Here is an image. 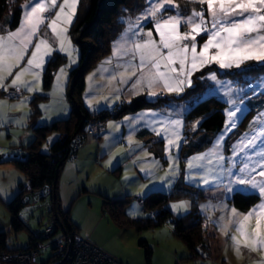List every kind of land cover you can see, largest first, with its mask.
I'll return each instance as SVG.
<instances>
[{
	"label": "rangeland",
	"instance_id": "374dc122",
	"mask_svg": "<svg viewBox=\"0 0 264 264\" xmlns=\"http://www.w3.org/2000/svg\"><path fill=\"white\" fill-rule=\"evenodd\" d=\"M62 2L63 0H58V3ZM25 3L26 0H23L20 6ZM174 3L179 6L177 0H174ZM148 7V0H145L144 6L134 15L125 16L124 26L119 35H116L117 37L111 41L109 53L101 57L84 73L83 105L93 114L99 110H105L108 115L104 119L95 118L87 123L85 130L93 123L100 122L101 127L97 129L100 131L99 134L86 132L76 155L72 159L67 158L62 164L56 183L62 206L68 209V215L78 222L80 236L89 234L92 239L100 241L104 247L122 254V259L130 261V264H200L199 261L207 264H261L264 249L250 251L243 246L241 234L236 231L238 222L243 219V215L262 202L258 190H253L247 185H231L236 189L235 191L255 193L259 196L258 201L246 210H241L228 200L233 191H228L227 188L229 181L233 179L228 175V171L231 170V172L239 174L240 167H243L245 163L249 165L250 170L255 168V172H251V175L255 176L257 180L262 179L256 173L261 170L258 165L264 162V156L260 155V153H264V135H261V132H264V115H261L264 113V71L254 76L249 75L246 82L235 83L229 76L218 74L216 69L234 70L237 68L220 69L213 64L202 69L204 77H207L210 72H215L220 83L207 79L209 86L205 87L197 99L209 95L220 98L224 102V120L219 129L195 132L193 127L195 124H184L183 115L189 107V102L186 99L168 100L169 95L177 94L167 93L162 86L154 88L153 91H157L158 95L150 97L146 88L139 86L133 88L135 78L127 83H121L120 74L124 73L125 69L119 65H123L129 57L122 56L120 50L131 47L132 41L139 39V37H131V33L125 35V30L129 28L130 24L134 26L137 18ZM201 7L199 4H190V8L197 11ZM203 7L206 8V5ZM179 10L183 15H190L192 11L183 12L180 8ZM54 14L55 10L49 14V18L54 17ZM173 14H175V10H170L166 11L164 16ZM22 16L23 9L21 7V16L17 26L12 29H0V35L6 36L9 31H15ZM74 16L75 12L73 18ZM148 20L151 22L150 25L145 24ZM70 24L62 23L60 25L67 29L64 40L67 51L59 50L60 41L45 23L40 26L38 34L33 38V43L29 46L25 59L21 61L19 67L13 69L12 76H7L5 73L7 79L4 82V88H0V154H17L19 145L27 143L25 140H18L17 136L24 139L26 132L29 134L31 132L33 135L31 126L49 123L52 119L68 115L69 106L65 96L67 72L72 65L76 64L78 58L77 43L69 32ZM141 25L144 33L151 30L154 37L158 39L155 36L151 18L141 21ZM182 30H187V28H182ZM127 37H131V39ZM206 38V35L203 38L198 37V43L203 44ZM40 39L47 41L51 55L45 57L42 69H32V72L39 73L38 78H34L31 73H25L21 77L22 81L33 88V91L28 92L25 88L16 91L11 87L12 78L16 72L27 66V57L31 56V50ZM114 50L116 54H114ZM69 52L71 56H69ZM53 55L64 57V59H61V62H59V58L56 60L57 64L55 63V68L51 72L49 83L47 86H43L44 66ZM70 59L73 61L71 64L69 63ZM251 63H257V61H247L241 66V69L247 68ZM62 68L64 73L60 77V84L63 86L61 91L56 87V84L57 74ZM202 76L199 75L200 80ZM9 88H11L10 94L7 93ZM187 88L185 87L184 91ZM228 88L233 90L230 96L225 94ZM133 97H142L156 104H146L138 109L123 112L116 117L110 115L120 105L129 103ZM229 99L234 101V104L230 105ZM89 101H91V105ZM237 108L239 111L233 118L236 126L226 131V122L228 121L226 110L236 111ZM148 112L156 115L147 117L146 122L131 123L125 120V117H137L138 114ZM169 120L181 121V125L176 129L180 133V141L178 148L173 146L170 152H166L167 141L163 138V128ZM110 125L112 126L110 127ZM153 128L160 129L161 135L158 136ZM93 130H96V127ZM221 134L224 135L222 140L220 139ZM129 136L132 138L131 143H129ZM56 137V132L49 134L40 145V150L45 151L46 143ZM253 137L255 140L252 146L245 147L248 140ZM218 142L219 147H217ZM169 154L174 161L172 164L173 174H170L164 181L161 178L169 172ZM201 155L207 156V159L203 161L193 159ZM219 156L224 159L217 163ZM183 157L184 161H182ZM190 160L193 163L191 169L188 168ZM153 161L158 164L154 166ZM196 165H203V167H196ZM142 168L145 171H141ZM222 170L223 174L221 175ZM204 178H207L210 183L205 184ZM18 183L26 184V178L22 171L10 162H0V230L6 233L8 247L19 248L24 246L31 230H42L45 218L42 215L43 209L36 208L32 210L33 213L28 218L27 224L19 230L13 231L9 228L11 214L5 207V201L17 192ZM185 186L200 189L204 194L202 198L197 197L194 207L204 217V222H207V229L211 234V237L206 239L208 250L198 251L197 262H194L196 258L181 257L187 252V247L181 239L172 233L170 220L166 219L158 225L136 229L133 224L128 225V228L112 225L105 218L99 216L103 197H127L123 204L125 213L132 218H146L149 211L142 204L136 202L138 197L142 198L152 190L169 193L175 188ZM180 202H185L186 207L174 211L171 205ZM164 205L176 216L188 211L191 204L187 197H171ZM233 208L239 215H233L231 211ZM48 212L55 215L58 221L60 220L52 200L49 202ZM102 212L104 216L110 217L106 210L103 209ZM27 213L28 211L25 214L27 215ZM255 227L256 217L253 215L245 222V229L251 235ZM232 236H236L237 240L241 242L239 253L231 239ZM138 239H143L149 246L147 261L143 246L137 242ZM49 254V250L43 251L36 256V260L43 261ZM118 254H115V259L121 260ZM121 261L115 264H128Z\"/></svg>",
	"mask_w": 264,
	"mask_h": 264
},
{
	"label": "snow or ice",
	"instance_id": "6c2138e0",
	"mask_svg": "<svg viewBox=\"0 0 264 264\" xmlns=\"http://www.w3.org/2000/svg\"><path fill=\"white\" fill-rule=\"evenodd\" d=\"M77 2L78 0H63L62 3H58V0H26V3L21 6L23 16L19 26L15 31H9L6 36L0 35V88H4L7 76H12L13 69L19 67L21 61L25 59L29 46L33 43V38L38 34L41 25L47 23V27L60 41L59 50L67 51L64 46L67 29L60 25L71 23ZM189 2L202 7L199 11L193 9L190 15H183L174 0H148L149 7L137 18L134 26L130 24L125 30V35L131 33V37H139V39L132 41L131 47L120 50L122 56L129 57L123 65H119L125 69V72L120 74L121 83H127L135 78L133 88L138 86L146 88L150 97L158 95V92L153 89L161 86L167 93L179 95L185 87H192V76L196 72L213 64L220 69H239L247 61L264 62V0H189ZM204 5L206 8L203 7ZM54 10V17L49 18V14ZM170 10H175V14L165 17L164 13ZM148 18L153 21L155 36L158 39L154 37L153 31L144 33L142 30L141 21ZM185 27L187 30H182ZM205 35L207 38L203 44H199L197 38H203ZM131 37L127 38L131 39ZM114 54H116L115 50ZM50 55L51 49L46 40L40 39L36 42L34 49L31 50V56L27 57V66L15 73L11 87L16 91L25 88L28 92H32L33 88L22 81L21 77L25 73H31L34 78H38L39 73L32 72V69H42L45 57ZM69 56H71L70 52ZM72 62L70 59L69 63ZM63 73L62 68L57 74L56 87L61 91L63 86L60 84V77ZM201 78L220 83L215 72H210L207 77ZM232 91L228 88L225 94L230 96ZM228 102L230 105L234 104L231 99ZM89 104L91 105V101ZM237 111L239 108L236 111L226 110L228 116L226 131L236 126L233 118L237 115ZM155 115L148 112L138 114L137 117H125V120L140 123L146 122L147 117ZM180 125V120H169L163 128V138L167 141L166 152H170L173 146L179 147L180 133L176 129ZM193 127L195 128L196 125ZM153 131L158 136L161 135L160 129L153 128ZM261 135H264V132H261ZM223 138L224 135L221 134L220 139ZM254 140L255 137L248 140L245 147L252 146ZM131 142L132 138L129 136V143ZM219 146L218 142L217 147ZM260 155L264 156V153ZM193 159L203 161L207 159V156L201 155ZM223 159L219 156L217 163ZM169 160V172L161 178L164 181L173 174L174 161L170 154ZM153 164L155 166L158 162L153 161ZM258 166L261 170L256 175L261 177V180H257L250 174L255 172V168L250 170L247 163L240 167L239 174L229 170L228 175L233 179L229 181L227 188L228 191H235L236 189L231 187L235 184L247 185L253 190H258L262 202L244 214L236 228L243 239V246L253 252L264 249V162ZM192 167L193 163L190 160L188 168ZM196 167H203V165H196ZM141 171L145 170L142 168ZM204 183L208 184L210 181L204 178ZM171 207L175 211L185 208L186 203L172 204ZM231 211L234 216L239 215L235 208ZM253 215L256 217V227L250 235L245 229V222ZM231 239L239 253L241 242L236 236H232ZM261 264H264V257Z\"/></svg>",
	"mask_w": 264,
	"mask_h": 264
},
{
	"label": "trees",
	"instance_id": "16d2710c",
	"mask_svg": "<svg viewBox=\"0 0 264 264\" xmlns=\"http://www.w3.org/2000/svg\"><path fill=\"white\" fill-rule=\"evenodd\" d=\"M22 1L23 0H0L1 30L12 29L17 26L21 16L20 4ZM177 1L179 8L183 12H188V10L193 9L190 8L191 3L189 0ZM144 3L145 0H78L75 16L69 28L70 34L77 43L78 58L76 64L72 65L67 72L65 96L69 106L68 115L63 118L52 119L49 123L31 126L33 138L26 145H19L17 149L19 154L5 153L0 156V162H10L22 171L26 178V184L31 188L34 189L41 185H48L51 187L52 204L59 214L57 215L60 219L59 222L61 226L66 230H76V228L69 222L68 209H62L59 205L56 185L58 173L69 154L71 140L75 138L80 141L79 145L75 147V154L86 135L85 126L87 123L95 118L104 119L108 115L105 110H99L93 114L83 105L82 91L84 87V73L95 64L96 61L100 60L101 57L109 53L111 41L119 35L124 26L123 20L125 16L134 15L144 6ZM145 24L150 25V20L146 21ZM58 58L60 60L59 62H61V59H64V57L60 58L58 55H53L46 61L42 73L43 86L48 85L51 72L55 68ZM216 71L220 75L229 76L235 83H242L246 82L249 75L254 76L264 71V62L251 63L247 68L243 67L242 69H216ZM202 74L203 70L196 72L192 76V87H188L181 95H169L167 98L168 100L186 99L189 102V107L185 111L183 119L185 125H189V123L196 125L195 132H199L200 130L211 131L219 129L224 120V102L220 98L209 95L202 99H197L199 94L204 91L205 87L209 86L207 79H199V75L202 76ZM146 104L156 103L142 97H133L129 103L120 105L110 115L116 117L123 112L138 109ZM52 132H56L57 137L51 140V142L46 143L47 149L41 151L40 145ZM184 160L183 157L182 161ZM18 185L19 190L9 200L5 201V207L11 214L9 228L13 231H17L24 226L16 217V213L21 206L19 195L22 185L19 183ZM171 197H187L191 204L189 210L176 216L173 215L169 208L164 205ZM197 197H204L201 190L187 186L175 188L169 193L155 190L149 191L142 198L138 197L142 199L141 203L137 202L138 198L136 199V202L142 204L148 211H150V209L155 210V213L152 215L149 212L146 218H132L125 213L123 204L127 200V197H103L101 209H104V211L106 210L110 218L116 224H133L136 229L150 225H158L166 219L170 220L172 223V233L177 238L181 239L187 247L188 254L183 257L196 258V254L199 250H208V241L206 239L211 237L207 229V222H204V217L201 216V213L197 212L194 207ZM258 199L259 196L255 193H243L239 191H233L228 197V200L241 210H246L249 206L258 201ZM33 209L36 208L23 209L22 213L25 214L26 211H28L27 215H25L29 218L33 213ZM38 209L43 208L39 206ZM58 231H60V228L56 226L52 234H56ZM32 238L31 233H29L26 243L31 242ZM36 240L45 242L46 238L40 237ZM137 242L143 246L145 260L147 261L149 246L143 239H138ZM15 249L18 248L7 247L6 233L0 230V251ZM47 250H40L38 253ZM111 257L114 258L113 256ZM115 260L117 261V259ZM200 264L207 263L200 261Z\"/></svg>",
	"mask_w": 264,
	"mask_h": 264
},
{
	"label": "built area",
	"instance_id": "2783aa9c",
	"mask_svg": "<svg viewBox=\"0 0 264 264\" xmlns=\"http://www.w3.org/2000/svg\"><path fill=\"white\" fill-rule=\"evenodd\" d=\"M11 88L7 90L10 94ZM96 127V130L93 128ZM101 127L100 122H95L86 129V132L97 135ZM72 139L69 145L68 159L74 157V150L80 141ZM19 195L21 206L16 213L18 220L24 225L27 224L28 218L22 213V210L29 208H38L42 206L44 209L42 230H31L32 241L24 244L22 248L9 251H0V264H109L118 263L106 251L100 249L95 244L80 236L75 229H64L56 216L48 212L49 202L51 200V187L41 185L40 187L31 188L28 184L22 185ZM138 203L142 199H137ZM50 210V209H49ZM150 214H154L155 210L150 209ZM56 226L60 228L56 234H52ZM46 238L45 242L36 240L37 238ZM49 249L50 254L43 260L37 261L36 256L40 250Z\"/></svg>",
	"mask_w": 264,
	"mask_h": 264
},
{
	"label": "crops",
	"instance_id": "0c3cea01",
	"mask_svg": "<svg viewBox=\"0 0 264 264\" xmlns=\"http://www.w3.org/2000/svg\"><path fill=\"white\" fill-rule=\"evenodd\" d=\"M99 132L100 131H98L97 132V134H99ZM17 138H18V140H25V142H27V143H29L31 140H32V138H33V135H32V133L30 132V134L28 133V132H26V134H25V138L23 139V138H20V137H18L17 136ZM21 143V142H20ZM26 143V144H27ZM18 144H19V142H18ZM22 144V143H21ZM77 151V150H76ZM16 152H18V151H16ZM76 153V152H75ZM3 154H5V153H1L0 154V156L1 155H3ZM76 155V154H75ZM78 156V155H77ZM18 190H19V188H18ZM17 190V191H18ZM59 196V195H58ZM59 205H60V207L62 208V209H65V208H63V206H62V203H61V200H60V197H59ZM100 210H101V214L99 215V216H102L103 218H105L106 220H107V222L108 223H110V224H112V225H117V226H120V227H127L128 228V225H119V224H116L110 217H108V216H104L103 215V212H102V209L100 208ZM68 217H69V222L71 223V224H73V226H75V228H76V230H77V232L79 233V230H78V222L76 221V220H74L73 218H71L69 215H68ZM99 220H101V218H99ZM82 236V235H81ZM82 237H84V238H86L87 240H89L90 242H92L93 244H95L97 247H99L100 249H102V250H104V251H106V252H108L111 256H113L114 258H115V254H118L116 251H114V250H112V249H109L108 247H104V245L100 242V241H97V240H94V239H92L91 237H90V235L88 234V236H82ZM8 247V246H7ZM8 248H18V247H8ZM188 254V250H187V252L185 253V254H183V255H181V257H183V256H185V255H187ZM119 255V257L121 258V260H123L124 262H126V263H128V264H130V261H125L124 259H122L123 258V255L122 254H118ZM121 260H119V259H117V261L120 263V262H122ZM196 260H198V258L196 257V259H194V262H197ZM200 262V261H199Z\"/></svg>",
	"mask_w": 264,
	"mask_h": 264
}]
</instances>
